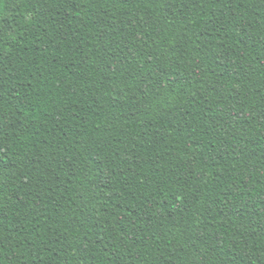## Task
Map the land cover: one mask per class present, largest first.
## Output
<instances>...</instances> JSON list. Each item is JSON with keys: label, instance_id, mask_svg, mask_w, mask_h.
I'll return each instance as SVG.
<instances>
[{"label": "trees", "instance_id": "obj_1", "mask_svg": "<svg viewBox=\"0 0 264 264\" xmlns=\"http://www.w3.org/2000/svg\"><path fill=\"white\" fill-rule=\"evenodd\" d=\"M0 264H264V0H0Z\"/></svg>", "mask_w": 264, "mask_h": 264}]
</instances>
